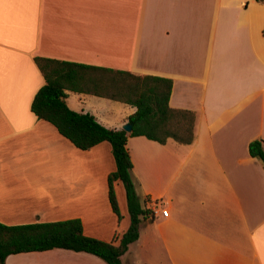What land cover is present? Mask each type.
I'll return each instance as SVG.
<instances>
[{
    "label": "crops",
    "instance_id": "crops-1",
    "mask_svg": "<svg viewBox=\"0 0 264 264\" xmlns=\"http://www.w3.org/2000/svg\"><path fill=\"white\" fill-rule=\"evenodd\" d=\"M264 2L258 0H0V222L81 219L116 241L130 226L109 198L112 145L78 148L32 111L45 78L36 57L170 78V106L196 114L183 144L131 136L133 180L148 210L123 264H264ZM68 105L123 129L136 107L68 91ZM169 216L152 209L155 203ZM116 239V240H115ZM6 264H108L85 251L10 254Z\"/></svg>",
    "mask_w": 264,
    "mask_h": 264
},
{
    "label": "trees",
    "instance_id": "trees-1",
    "mask_svg": "<svg viewBox=\"0 0 264 264\" xmlns=\"http://www.w3.org/2000/svg\"><path fill=\"white\" fill-rule=\"evenodd\" d=\"M36 62L45 83L33 99L32 111L40 119L54 124L80 149L88 150L103 141L111 143L116 170L108 177L109 198L114 212L121 218L115 190V182L121 180L126 189L131 223L116 244V241L87 236L79 218L18 225L0 222V264H6L10 254L54 248L85 251L108 264H123L121 256L139 238L141 221L149 213L142 207L133 180L134 163L127 146L128 139L146 136L160 143L169 138L183 144L192 143L196 114L170 106L173 88L170 78L40 56L36 57ZM68 91L93 93L136 107L128 118L133 123V130L128 133L124 129L106 127L93 114L72 109L67 103ZM249 151L264 165L263 139L251 141Z\"/></svg>",
    "mask_w": 264,
    "mask_h": 264
},
{
    "label": "built area",
    "instance_id": "built-area-1",
    "mask_svg": "<svg viewBox=\"0 0 264 264\" xmlns=\"http://www.w3.org/2000/svg\"><path fill=\"white\" fill-rule=\"evenodd\" d=\"M162 213L164 216H169V209L165 208L161 203H155L152 214L153 216Z\"/></svg>",
    "mask_w": 264,
    "mask_h": 264
},
{
    "label": "water",
    "instance_id": "water-1",
    "mask_svg": "<svg viewBox=\"0 0 264 264\" xmlns=\"http://www.w3.org/2000/svg\"><path fill=\"white\" fill-rule=\"evenodd\" d=\"M123 129L130 133L133 130V123L127 122L123 125Z\"/></svg>",
    "mask_w": 264,
    "mask_h": 264
}]
</instances>
